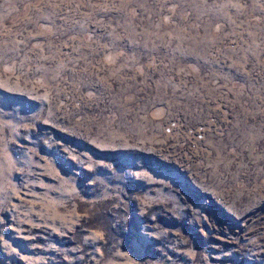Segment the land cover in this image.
Instances as JSON below:
<instances>
[{
    "label": "rangeland",
    "instance_id": "1",
    "mask_svg": "<svg viewBox=\"0 0 264 264\" xmlns=\"http://www.w3.org/2000/svg\"><path fill=\"white\" fill-rule=\"evenodd\" d=\"M0 264H264V0H0Z\"/></svg>",
    "mask_w": 264,
    "mask_h": 264
}]
</instances>
